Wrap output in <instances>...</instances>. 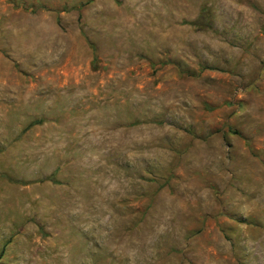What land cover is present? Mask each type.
Here are the masks:
<instances>
[{
	"label": "rangeland",
	"instance_id": "374dc122",
	"mask_svg": "<svg viewBox=\"0 0 264 264\" xmlns=\"http://www.w3.org/2000/svg\"><path fill=\"white\" fill-rule=\"evenodd\" d=\"M0 264H264V0H0Z\"/></svg>",
	"mask_w": 264,
	"mask_h": 264
},
{
	"label": "trees",
	"instance_id": "16d2710c",
	"mask_svg": "<svg viewBox=\"0 0 264 264\" xmlns=\"http://www.w3.org/2000/svg\"><path fill=\"white\" fill-rule=\"evenodd\" d=\"M203 19L205 21H209V12L208 10L205 8V7H201L200 8V11H199V14H198V17L192 22V25L196 26V27H199L201 26V23L203 21ZM40 121H34V122H31L29 126H32V125H35V124H38ZM50 180H52L51 177H49ZM9 181H12L10 179H8ZM18 183V182H17Z\"/></svg>",
	"mask_w": 264,
	"mask_h": 264
}]
</instances>
